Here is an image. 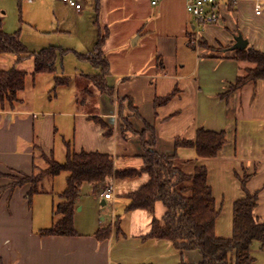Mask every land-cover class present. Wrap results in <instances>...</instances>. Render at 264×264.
<instances>
[{
    "label": "crops",
    "instance_id": "crops-1",
    "mask_svg": "<svg viewBox=\"0 0 264 264\" xmlns=\"http://www.w3.org/2000/svg\"><path fill=\"white\" fill-rule=\"evenodd\" d=\"M109 1V19L119 20L125 5L131 8L126 15L132 18L124 27L122 22L113 23L120 28L111 36L118 42L117 47L105 41L102 47L109 63L106 80L114 93L112 99L80 74L91 89L89 99L94 101H79L76 97L85 89L81 81L71 101L61 102L66 109H60L57 98L53 101L42 94L50 89L51 80L54 83L53 76H32L28 69L33 63L27 66L26 61L16 63L12 54H0V69L15 66L29 73L18 93L19 101L13 108H0V264H178L182 256L170 241L141 237L150 230L153 216L162 217V203H156L153 215L141 208L124 211L125 194L137 189L145 176L111 179L97 188L86 184L90 188L77 202L76 234L72 236L40 234L56 220L53 208L59 192L44 186L47 181L52 185L54 177H45L41 191L31 198L27 197L29 182L15 184L23 175L31 176L45 167L46 158L57 161L58 152L66 156L67 144L74 151L110 153L116 158L117 169L140 168L143 149L139 132L144 131L145 123L154 128V137L145 130V141L148 145L153 142L152 147L162 153L174 151L175 138H194L198 128L223 131L225 142L215 157H199L195 147L179 146L175 162L185 172L193 171L198 164L206 166L207 181L219 209L217 236L229 237L232 233L233 203L244 195L240 179L246 175L245 189L258 193L254 214L264 219V80L229 91L250 66L234 59L236 38L245 40V47L264 52V0L223 4L220 19L206 24L187 17L183 0H157L155 4L152 0ZM255 2L261 4L259 13ZM98 3L96 0V10ZM150 8L153 20L149 24L141 18ZM107 27L105 24V30ZM99 34V30L96 34L90 31L86 36L93 48ZM134 34L132 46L140 53L127 47L126 41ZM106 35L109 38L108 31ZM194 39L203 44L197 45ZM27 79L30 90L26 91ZM38 82L44 86L40 92ZM21 92L26 95L20 96ZM171 92L170 99L155 106L156 98ZM59 117H70L74 130L71 137L62 135L57 142V133L64 131L57 121ZM124 119L133 132L122 133ZM107 187L112 188L111 196L104 198ZM107 203L112 215L106 222L99 218L98 209ZM108 226L105 237L94 236L97 229ZM250 255L251 264H264V247L259 242L252 243ZM184 257L192 264L201 260L198 251L186 252Z\"/></svg>",
    "mask_w": 264,
    "mask_h": 264
},
{
    "label": "trees",
    "instance_id": "trees-1",
    "mask_svg": "<svg viewBox=\"0 0 264 264\" xmlns=\"http://www.w3.org/2000/svg\"><path fill=\"white\" fill-rule=\"evenodd\" d=\"M105 34H99L93 50L87 54H77L79 58L88 60L99 72L81 74L101 93L111 99L113 90L107 84L109 63L102 47ZM0 54H12L16 63L28 58L33 60L31 75L40 73L54 74L57 49L53 46L39 51H30L19 38V30L12 33L4 31L0 26ZM234 59L247 62L250 66L244 69L229 91H235L246 83L256 84L264 80V52L250 46L235 51ZM28 72L17 69H0V108H13L19 101L18 93L24 88ZM72 79L66 76H55L54 86L68 85ZM84 90V89H83ZM173 92L156 98L155 106L166 102ZM225 95V94H224ZM121 101V100H119ZM121 104V103H120ZM128 105L133 110L130 100ZM100 121L98 116H92ZM122 133L133 132L131 124L124 119ZM149 131L154 137V128L145 123L144 131L139 132L143 153L140 168L117 169L115 156L99 151H74L67 144V152L63 162L49 157L45 159V167L31 176L23 175L15 184L29 182L31 184L27 197L40 192V183L45 177H56L66 173L65 188L56 195L53 213L56 220L52 225L40 231L41 235L72 236L76 234L74 213L80 198L81 186L91 184L95 188L104 185L111 179L138 178L146 180L135 190L125 194L127 203L124 211L141 208L154 214L156 203L164 206L160 219L153 216L150 230L141 236L143 239L155 238L170 241L182 256L178 264H192L184 257L186 252L198 251L199 264H251L253 257L250 247L254 241L264 247V219L254 214L257 205V191L245 189L248 175L240 179L244 195L236 199L232 208V233L229 237L215 234V222L219 214L211 187L207 181V168L204 164L195 165L193 171L185 172L177 166L175 149L179 146L195 147L197 155L204 158L215 157L225 142L223 131H210L198 128L192 139H174V151L162 153L148 145L144 133ZM154 140V139H153ZM117 224V223H115ZM110 226L99 228L94 236L102 239L108 234ZM118 264V263H117Z\"/></svg>",
    "mask_w": 264,
    "mask_h": 264
},
{
    "label": "rangeland",
    "instance_id": "rangeland-1",
    "mask_svg": "<svg viewBox=\"0 0 264 264\" xmlns=\"http://www.w3.org/2000/svg\"><path fill=\"white\" fill-rule=\"evenodd\" d=\"M77 1L81 4L80 12L76 11L73 6H70L62 0H35L34 2L28 0H0V20L2 29H5V31L9 33L19 30L20 40L30 51H39L42 48L50 46L57 49V57L55 61L56 71L53 75L48 74L44 76L50 79H53L51 78L52 76H66L70 77L72 81L69 86H54V83L51 80L50 89H48L47 92L43 91L42 94L46 95V97L52 98L53 101L57 98L59 103L56 104L60 109H66L65 107L67 106L60 105L61 102L65 104L67 100H70L69 98L72 97L73 93H77L75 89H77L76 87L81 84V81H83L80 79L82 77L80 74H95L98 72V69L90 62L79 58L77 55L87 54L93 50V44H88V40L86 39L88 33L91 31L96 34L97 30H99L100 34H105L108 31L109 38L105 40V43L115 48L117 47L118 42H115L111 36L114 34L115 29L120 30V28L118 27L119 25L115 26L113 23L116 22L119 24L122 22L121 25L124 27L132 21L131 15H126V13L131 10L128 5L123 6V9L121 10L123 15L120 16L119 20H115L114 18L111 19L110 17L109 19L108 17V14H111V1L109 0H99L98 10H96L95 7L96 0ZM152 11L153 9H148L145 12L147 13V16H142L141 19L150 24L153 18H151L149 12L151 13ZM187 17H190L189 13H187ZM105 24L108 26L107 30H105ZM135 37L136 34L126 41L128 43L127 47L140 53V49H133L137 47L132 46V40ZM194 43L197 45L203 44L198 39H194ZM214 49H219V47ZM23 62L29 66L28 63H33V60L32 58H28ZM32 69H28V72L32 71ZM29 80L30 79H27L26 91L30 90V84H28ZM83 82L85 89L78 92L79 94H77L76 97L79 101L87 100L91 103L94 101L91 98L89 99L91 89L88 88L87 82ZM37 85V90H39V92L42 91L41 88L44 87L43 84L38 82ZM20 94V96L26 95L25 92H21ZM57 121L59 125L63 126L62 129H64V131H59L57 133V142L62 135H66V139L71 137L72 131L74 130L72 119L70 117H59ZM55 159H57L58 162H63L65 156L62 152H58L55 154ZM65 177L66 173L62 172L53 178L52 185H49L50 183L47 181L44 186L49 189L51 187L53 193H58L65 188ZM88 188L90 187L86 184L81 187L80 197H84L85 191ZM77 208L76 210H78ZM98 210L99 218H104L106 222L109 221L112 215L110 204L107 203L101 205Z\"/></svg>",
    "mask_w": 264,
    "mask_h": 264
},
{
    "label": "built area",
    "instance_id": "built-area-1",
    "mask_svg": "<svg viewBox=\"0 0 264 264\" xmlns=\"http://www.w3.org/2000/svg\"><path fill=\"white\" fill-rule=\"evenodd\" d=\"M63 2L73 6L77 11L81 10V4L77 0H62ZM157 0H152L155 4ZM185 2L186 11L197 24L215 23L220 19L221 8L223 4L232 5L235 0H183ZM256 13L260 12L261 4L255 2ZM111 187H107L103 192L104 198L111 196Z\"/></svg>",
    "mask_w": 264,
    "mask_h": 264
},
{
    "label": "water",
    "instance_id": "water-1",
    "mask_svg": "<svg viewBox=\"0 0 264 264\" xmlns=\"http://www.w3.org/2000/svg\"><path fill=\"white\" fill-rule=\"evenodd\" d=\"M132 43L134 44L135 41L133 40ZM246 46V41L241 39L240 37L236 38V43L234 45L235 48L237 49H243ZM105 201H102V204H104Z\"/></svg>",
    "mask_w": 264,
    "mask_h": 264
}]
</instances>
